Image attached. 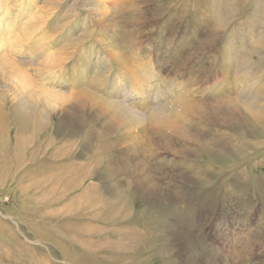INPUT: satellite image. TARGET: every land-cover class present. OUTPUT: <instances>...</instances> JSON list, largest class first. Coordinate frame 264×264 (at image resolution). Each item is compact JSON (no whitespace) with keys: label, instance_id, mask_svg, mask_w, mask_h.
<instances>
[{"label":"rangeland","instance_id":"374dc122","mask_svg":"<svg viewBox=\"0 0 264 264\" xmlns=\"http://www.w3.org/2000/svg\"><path fill=\"white\" fill-rule=\"evenodd\" d=\"M35 4L0 64V264H264V0Z\"/></svg>","mask_w":264,"mask_h":264},{"label":"bare ground","instance_id":"6f19581e","mask_svg":"<svg viewBox=\"0 0 264 264\" xmlns=\"http://www.w3.org/2000/svg\"><path fill=\"white\" fill-rule=\"evenodd\" d=\"M35 2L36 0H0V64H11L14 51L19 52L18 49L23 41L20 37H16L19 33L17 34L15 28L17 15L14 16V10H17L19 15H26L34 6L33 10L36 8ZM12 6L15 8L12 9ZM3 30L13 34L4 38Z\"/></svg>","mask_w":264,"mask_h":264}]
</instances>
